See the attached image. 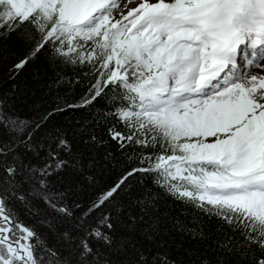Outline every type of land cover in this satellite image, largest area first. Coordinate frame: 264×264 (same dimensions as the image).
Wrapping results in <instances>:
<instances>
[{"label": "snow or ice", "instance_id": "obj_1", "mask_svg": "<svg viewBox=\"0 0 264 264\" xmlns=\"http://www.w3.org/2000/svg\"><path fill=\"white\" fill-rule=\"evenodd\" d=\"M0 264H264V0H0Z\"/></svg>", "mask_w": 264, "mask_h": 264}]
</instances>
